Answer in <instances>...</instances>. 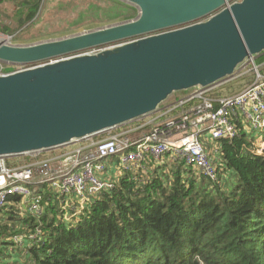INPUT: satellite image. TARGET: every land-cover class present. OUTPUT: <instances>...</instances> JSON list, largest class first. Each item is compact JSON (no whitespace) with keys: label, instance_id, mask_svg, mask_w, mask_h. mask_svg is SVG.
<instances>
[{"label":"water","instance_id":"95a60500","mask_svg":"<svg viewBox=\"0 0 264 264\" xmlns=\"http://www.w3.org/2000/svg\"><path fill=\"white\" fill-rule=\"evenodd\" d=\"M135 19L29 45L0 41V156L67 145L210 85L264 53V0H123ZM98 48L97 52H90Z\"/></svg>","mask_w":264,"mask_h":264},{"label":"trees","instance_id":"16d2710c","mask_svg":"<svg viewBox=\"0 0 264 264\" xmlns=\"http://www.w3.org/2000/svg\"><path fill=\"white\" fill-rule=\"evenodd\" d=\"M47 1L0 0V32L22 39L41 21ZM55 6L62 12L55 21L77 17L81 27L139 13L122 0H59ZM55 21L47 20L38 36H48ZM254 140L245 131L221 140L218 180L168 156L125 172L85 205L78 221L58 216L66 197L51 193L39 219L28 214L20 224L10 208L0 215V264H264V154L253 151ZM40 224V242H14V235Z\"/></svg>","mask_w":264,"mask_h":264},{"label":"built area","instance_id":"2783aa9c","mask_svg":"<svg viewBox=\"0 0 264 264\" xmlns=\"http://www.w3.org/2000/svg\"><path fill=\"white\" fill-rule=\"evenodd\" d=\"M251 62L253 66L246 68ZM262 63L249 59L210 85L173 94L153 112L67 145L0 156V215L10 208L18 213L24 209L39 219L47 193L66 197L63 203L70 198L77 205L81 202L83 211L87 203L112 189L125 172L162 164L166 156L218 180L221 140H232L243 131L254 133L252 149L264 154ZM6 64V68L0 66V74L27 67ZM249 74L252 79L240 90L230 95L220 93L224 85ZM259 140L263 142L261 148L256 144ZM42 234L40 224L13 239L23 246L40 242Z\"/></svg>","mask_w":264,"mask_h":264},{"label":"rangeland","instance_id":"374dc122","mask_svg":"<svg viewBox=\"0 0 264 264\" xmlns=\"http://www.w3.org/2000/svg\"><path fill=\"white\" fill-rule=\"evenodd\" d=\"M59 1V0H48L47 3L44 5V9L42 10V19L41 21H39L36 25H34V27H32L30 29V31L28 33H26L22 39L20 40H15L13 38L12 35H8V34H4L2 32H0V41L1 42H5L9 45H29V44H34V43H39V42H43V41H49V40H57V39H62L65 37H69L72 35H77V34H81L84 32H88L91 30H95V29H99L102 27H106V26H110L116 23H121L124 21H128V20H118V21H114V22H110V23H106V24H93L90 25V27H81L79 26V18H69L68 21L69 23L66 22H60V21H55L57 16L59 14H62V12H60L58 10V8L55 6V3ZM123 1V0H122ZM7 7L10 8L11 10L14 9L13 5H9L7 4ZM139 15V13H138ZM137 15V16H138ZM51 20V21H55L50 27H49V35L46 37H41L38 36L39 32L41 29L44 30V23L47 20ZM135 19V18H133ZM131 20V19H130ZM68 24L70 25V29H65V26H68ZM260 55L254 57V61H256L257 63V59ZM263 64V63H262ZM0 66H4V68H6L5 66H8L5 62L0 61ZM252 62L246 67V68H250L252 67ZM259 71H264V67H259ZM252 74V72H251ZM252 79V75H247L245 76V78H243L242 80H240L239 82H235V83H231V84H226L221 88L220 93L223 95H230L234 92H236L237 90H240L244 85H246L247 83L250 82V80ZM178 93H182V92H178ZM256 144L259 146L258 148H261L263 145V142L261 140L256 141ZM257 148V149H258ZM59 149V148H58ZM226 175H229L228 173ZM234 178L230 179V182H232ZM74 200H77L76 198H74ZM61 204V212L58 213L59 217H62V219L66 220V221H71L77 218H80L81 216V209H83L82 207V203L79 202V205L76 204V201H71V198L67 200V203H60ZM8 211V210H7ZM22 212L19 213L17 216H15V220L17 222H20V224L24 221V219L27 217V213L26 211H24V209L21 210ZM83 212V211H82ZM18 213V211H17ZM8 216V212L6 213ZM9 218V217H8ZM13 222V221H12ZM18 224V225H20ZM14 248L11 249V251L13 252ZM13 253H16L15 251ZM11 259H14L13 257H10ZM9 258V259H10Z\"/></svg>","mask_w":264,"mask_h":264},{"label":"crops","instance_id":"0c3cea01","mask_svg":"<svg viewBox=\"0 0 264 264\" xmlns=\"http://www.w3.org/2000/svg\"><path fill=\"white\" fill-rule=\"evenodd\" d=\"M263 54H264V53H263ZM263 54H261L260 56H262ZM260 56H259V57H260ZM259 57H258V58H259ZM257 60H258V59H257Z\"/></svg>","mask_w":264,"mask_h":264}]
</instances>
